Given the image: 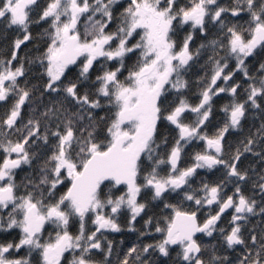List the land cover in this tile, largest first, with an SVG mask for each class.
Wrapping results in <instances>:
<instances>
[{"label": "snow or ice", "instance_id": "obj_1", "mask_svg": "<svg viewBox=\"0 0 264 264\" xmlns=\"http://www.w3.org/2000/svg\"><path fill=\"white\" fill-rule=\"evenodd\" d=\"M37 3L0 0V20L6 18L8 27L23 32L22 39L14 41L10 58H0V102L15 97L0 118V232L19 230L17 242L0 244V264H33L34 259L37 264H62L69 252L68 264H98L92 259L94 251H104L98 234L121 231L117 216L123 208L130 213L129 231H135L133 222L147 207L138 201L144 189L152 191L153 200L168 192L183 193L181 203L191 202V207L166 203L172 214L165 217L163 226L158 223L155 227L163 238L142 250L135 245L128 248L120 264H130L133 256L139 261L141 253L151 249L168 256L170 246H178L181 264H223L228 258L218 257L214 246L209 258H203L208 246L198 240V234L212 237L219 231L221 243L228 249L245 245L242 227L249 215L256 214L257 202L241 187L248 173L239 170V162L244 153L264 157V151L253 152L257 140L250 137L226 159L224 140L230 129L241 127L249 106L260 109L258 100L264 98V75H250L246 64L258 49H264V0H232L231 7L220 5L219 0H187L179 8L177 0H128L116 17L113 6L120 0H47L33 20L31 13ZM242 15L247 16L246 21L232 22ZM41 22L48 25L43 33L47 47L34 59H21L19 49L32 39L30 25ZM114 22L115 28L109 31ZM186 27L189 30L178 42L174 39L178 28ZM210 30H215V37L193 51L196 35L206 38ZM209 50L206 65L210 75L200 79L204 86L198 93L199 102L193 105L183 94L189 87L184 74ZM132 55L136 60L129 67L126 61ZM17 59L20 63L13 66ZM80 60L78 76L65 83L70 66ZM233 60L235 68L228 71ZM25 62L39 63L41 76L46 78L42 90L27 81L19 83L26 75ZM97 63L102 71L92 79ZM125 70L127 75L121 79ZM257 71L264 73V62ZM236 73L251 81L242 101L236 99L241 84L232 83ZM220 81L222 86H218ZM37 91L40 95L35 97ZM221 94L232 100L221 109L223 126L210 136L203 129L212 115L213 97ZM45 95L53 98L43 103ZM167 95L175 99L166 103ZM25 106L29 107L26 120ZM104 107L114 110L110 117L97 115L96 110ZM187 113L195 119L185 122ZM163 122L176 132L170 148L166 137L160 143L156 140L158 125ZM102 125L104 138L99 139ZM256 135L264 137V124ZM194 141L203 143L204 149L192 155L190 166L181 168L185 147ZM161 146L167 149L163 155ZM34 160H41L37 175L24 178L23 193L18 195L17 170L31 167ZM145 161L149 170L140 184ZM162 165L168 169L166 175L160 174ZM221 168L224 178L219 182L191 186L198 170ZM259 180L264 181V175ZM106 182L123 186L125 191L115 197L106 194ZM65 184L66 191L57 197L58 186ZM229 185L233 191L226 194ZM256 186L264 193V182ZM205 208L208 212L201 223L199 213ZM229 210L230 231L218 226ZM259 211L264 214V207ZM89 215L94 226L90 233L86 229ZM74 221L79 224L75 234L69 230ZM151 222L150 217L145 227ZM46 225L53 226L54 234L44 238ZM251 241L253 246L259 243L258 250L255 255L247 252L239 264H264V236L254 234ZM25 249L26 254L20 256ZM13 251L16 256L9 255ZM111 252L112 242L108 241L105 260Z\"/></svg>", "mask_w": 264, "mask_h": 264}, {"label": "trees", "instance_id": "obj_2", "mask_svg": "<svg viewBox=\"0 0 264 264\" xmlns=\"http://www.w3.org/2000/svg\"><path fill=\"white\" fill-rule=\"evenodd\" d=\"M128 0H120V3L114 5V17L118 16L124 7L127 6ZM187 0H177L176 7L179 8L182 5H185ZM220 5L222 6H232V0H219ZM47 0H38V3L33 6L31 18L36 20L43 10L46 7ZM247 20V16H241L238 21L233 20L232 22L243 23ZM83 24V19L81 20V25ZM47 23L41 22L40 24H31L29 31L31 33L32 39L28 42H25L24 45L19 49V57L21 59L28 58L34 59L38 57L44 49L47 47V38L43 35L44 30L47 28ZM116 26V22H114L109 31H112ZM189 28H184L183 30H177V35L174 39H177L178 42L182 41L183 37L186 35ZM216 35L215 30H210L208 36L201 37L199 34L196 35L191 48L193 51L202 43L206 42L208 39L214 38ZM23 37V32H21L16 26L8 27L7 19L0 20V58H10L12 46L14 41L17 38ZM138 39V36L136 37ZM135 43V39L132 41ZM115 45H113L114 47ZM211 54L209 50L206 53L201 54L196 60L192 62V66L188 68L187 72L184 74L185 79L189 81V87L184 91V96L189 100V102L193 105L199 102V90L204 86L202 83H199L200 79L205 77L206 74L210 75V69L206 65V61L208 55ZM138 55V53L136 54ZM136 55H132L129 59H127L126 63L130 67L136 60ZM222 56L223 53L221 52ZM264 62V49H258L257 53L252 57L248 58L246 64L250 70V75L259 76L264 75V73H258L257 69L259 68V64ZM20 63V59H17L14 62L13 66H16ZM83 61L80 60L76 65L70 66L67 71L65 77L63 78L64 82L67 83L69 80H75L79 73L80 64ZM103 63V61H101ZM229 69L228 71H232L235 68V62L229 61ZM116 64H110L109 67H116ZM26 75L23 79L19 80V83L23 85L25 81L29 83L31 86H36L38 89L42 90L43 83L46 78L41 76L42 69L38 62H34L32 64H28L25 62ZM102 71L100 67V63H97L92 72L91 78L94 79L99 72ZM127 75V70L124 71L123 75L120 77L123 79V76ZM239 82L241 87L238 91V95L236 99L238 101H242L246 98L245 89L251 81L245 80L243 78L242 73H236L235 78L232 83ZM223 81L218 82V86H222ZM230 86V85H229ZM40 95L39 91L34 93L35 97ZM53 97H49L45 95L42 98L43 103H47ZM175 99L174 95H167L166 103L173 101ZM15 97L10 96L6 101L0 102V118H3L11 105L14 103ZM232 100V97L227 94H221L220 96H214L212 100V115L207 122V126L203 129L208 135H213L217 131L218 128L222 127L225 122V114L221 111L222 107L225 104H229ZM103 103V101H102ZM258 103L261 105L260 109H253L249 106L245 118L241 122V127L239 129L232 130L226 134V138L224 140L225 146V158L228 159L234 153L238 146H241V142H246L248 138H254L257 140V144L253 149V152H262L264 151V137H258L256 135L257 130L264 124V98H260ZM40 111H43V107L41 106ZM114 111L108 107H104L102 110H96L98 116H107L110 117L111 112ZM29 113V107L25 106L23 112L24 120L27 119ZM185 122H189L195 117L191 113H187L185 115ZM167 138L168 148L174 143V139L176 137L175 130L167 124V122L160 123L158 125L157 132V143H160L161 140ZM99 139L104 138L103 133V125L101 126ZM15 139V137H13ZM55 143V141H52ZM204 149L203 143L200 141H194L190 145L185 147L183 158L180 162V167L185 168L191 165L192 163V155L195 152L202 151ZM32 151H36V149H32ZM167 149L161 146L160 152L163 155ZM2 153H0V159H2ZM43 156L41 157V160ZM41 160H34L31 167L28 165L22 166L17 170L16 174V182L21 185L20 190L18 191V195L23 193V182L26 176H36L37 168L40 164ZM161 168H165L164 165ZM149 170V165L147 161H145V165L143 170L140 173V178L138 179V183L143 184V175L144 172ZM239 170L247 171L248 179L246 182L241 184V187L244 191V194L257 202L256 214L251 215V218L247 223L243 225L242 228V237L245 239V245L235 246L233 249H228L227 246L221 243L222 237L220 236L219 231L215 232L212 237H207L200 235L198 236V240L203 244L208 246V251L203 253V258L207 260L211 255V249L214 246L216 249L215 254L223 259V257H227L226 261H223V264H239V260L249 251L253 255H255L256 251L259 248V243L255 246L252 245L251 236L257 235L258 237L264 236V214H261L259 209L264 207V193H262L259 188L256 186L260 182L259 177L264 175V157L253 155V153H244L240 162H239ZM167 170L164 172L167 174ZM224 170L221 169H203L198 170L197 175L190 181V184L193 188H198L201 183H216L224 178L223 176ZM67 184L63 186H58L56 191V196L58 197L64 191H66ZM103 191L106 194H111L113 197L120 195L125 191L123 186H115L105 183L103 185ZM149 189H144L139 195V202L146 203V209L136 218L133 222V227L135 231H129L128 221L130 219V213L127 208L121 209L120 213L117 216V223L121 226L120 232H112V231H104L102 234H98V238L101 239L104 251H94L92 253V259L97 261L98 264H120V261L124 258L127 253L128 248L133 245L137 246L138 249H143L146 244H154L160 241L163 237L162 234L155 232V227L159 223L161 226L164 225L165 217H168L172 214L171 208H166L165 204L176 205L177 207H181L184 209H188L191 207V202L184 201L181 203L183 198V193H171L168 194L167 197H163L162 199L153 200L152 195L149 192ZM233 191V185H229L226 189L227 194H231ZM103 198V197H102ZM214 209V208H213ZM205 210L203 209L199 213L200 222L202 223L205 216ZM106 211H110V209H106ZM6 215V213H4ZM152 218V222L145 227V221L149 218ZM92 217L89 215L87 217L86 229L87 232H91L94 230V226L91 223ZM228 213L225 214L222 219L218 222V226L221 228H226L229 230L228 226ZM79 224L77 221H74L69 226V230L75 234L78 232ZM53 232L52 225H46L43 231V237L47 238L49 234ZM144 233V235H141ZM13 235L14 239L8 238V235ZM16 237H19V230L14 229L10 232H0V244H6L9 241L16 242ZM108 241L112 242V252L111 255L108 256L107 260H105V252L107 251ZM179 252L178 246L174 249H169V255L163 256L156 249H151L148 253H141L140 260L136 261L135 256L130 258V264H181L177 253ZM72 258V253H66L63 257L62 264H68L69 260ZM33 264H37L36 260H33Z\"/></svg>", "mask_w": 264, "mask_h": 264}, {"label": "flooded vegetation", "instance_id": "obj_3", "mask_svg": "<svg viewBox=\"0 0 264 264\" xmlns=\"http://www.w3.org/2000/svg\"><path fill=\"white\" fill-rule=\"evenodd\" d=\"M165 170H167V167L165 166V168L163 169V168H160V174L161 175H166V173L164 172ZM200 170H203V169H200ZM150 190V189H149ZM150 192V194L152 195V191L150 190L149 191ZM171 193H173V192H168L167 194H165L163 197H167V195L168 194H171ZM226 194H227V192H226ZM138 199H139V196H138ZM186 202H188V201H186ZM206 210H205V216H206V213L208 212V209L207 208H205ZM215 211H216V208H214V209H212V212H213V214L215 213ZM228 220H230L231 219V215H232V212H231V210H229L228 212ZM226 213V214H227ZM250 218H251V215H249L248 216V220L247 221H249L250 220ZM247 223V222H246ZM243 228V227H242ZM229 231H230V229H229ZM200 235H202V234H199L198 236H200ZM8 238H10V239H14V236L13 235H8ZM19 240V237H16V242ZM175 247H177V246H170V249H174ZM26 249L25 250H22L20 253H19V255L20 256H24L25 254H26ZM10 256H16L17 255V253L15 252V251H13V252H11L10 254H9Z\"/></svg>", "mask_w": 264, "mask_h": 264}, {"label": "water", "instance_id": "obj_4", "mask_svg": "<svg viewBox=\"0 0 264 264\" xmlns=\"http://www.w3.org/2000/svg\"><path fill=\"white\" fill-rule=\"evenodd\" d=\"M199 235V234H198Z\"/></svg>", "mask_w": 264, "mask_h": 264}]
</instances>
